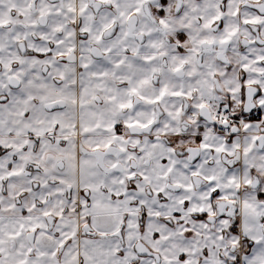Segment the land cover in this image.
<instances>
[{
    "label": "snow or ice",
    "instance_id": "6c2138e0",
    "mask_svg": "<svg viewBox=\"0 0 264 264\" xmlns=\"http://www.w3.org/2000/svg\"><path fill=\"white\" fill-rule=\"evenodd\" d=\"M0 264H264V0H0Z\"/></svg>",
    "mask_w": 264,
    "mask_h": 264
}]
</instances>
